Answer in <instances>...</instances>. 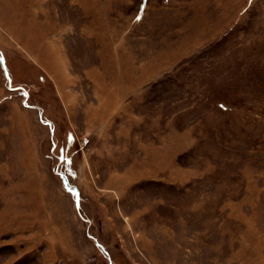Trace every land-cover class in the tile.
Wrapping results in <instances>:
<instances>
[{
	"label": "rangeland",
	"instance_id": "374dc122",
	"mask_svg": "<svg viewBox=\"0 0 264 264\" xmlns=\"http://www.w3.org/2000/svg\"><path fill=\"white\" fill-rule=\"evenodd\" d=\"M67 254L264 264V0H0V264Z\"/></svg>",
	"mask_w": 264,
	"mask_h": 264
},
{
	"label": "crops",
	"instance_id": "0c3cea01",
	"mask_svg": "<svg viewBox=\"0 0 264 264\" xmlns=\"http://www.w3.org/2000/svg\"><path fill=\"white\" fill-rule=\"evenodd\" d=\"M76 259L77 258H71V255L67 254L66 259L64 261L66 262V264H71V263L75 262Z\"/></svg>",
	"mask_w": 264,
	"mask_h": 264
},
{
	"label": "snow or ice",
	"instance_id": "6c2138e0",
	"mask_svg": "<svg viewBox=\"0 0 264 264\" xmlns=\"http://www.w3.org/2000/svg\"><path fill=\"white\" fill-rule=\"evenodd\" d=\"M250 2H251V0H250ZM137 19H140V17H139V16H137Z\"/></svg>",
	"mask_w": 264,
	"mask_h": 264
}]
</instances>
